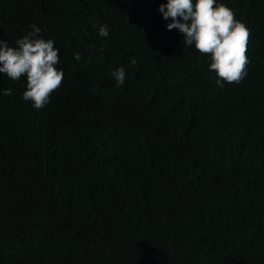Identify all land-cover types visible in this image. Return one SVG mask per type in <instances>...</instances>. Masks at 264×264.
Segmentation results:
<instances>
[{"label":"trees","instance_id":"obj_1","mask_svg":"<svg viewBox=\"0 0 264 264\" xmlns=\"http://www.w3.org/2000/svg\"><path fill=\"white\" fill-rule=\"evenodd\" d=\"M166 2L0 0V40L36 25L63 72L42 145L14 127L25 78L0 73V264H264V0H217L251 32L223 88Z\"/></svg>","mask_w":264,"mask_h":264},{"label":"clouds","instance_id":"obj_2","mask_svg":"<svg viewBox=\"0 0 264 264\" xmlns=\"http://www.w3.org/2000/svg\"><path fill=\"white\" fill-rule=\"evenodd\" d=\"M158 11L163 19L171 21L166 25L168 30H177L186 46H194L198 53L210 58L209 69L215 73L218 87L223 88L225 83L239 84L247 75L251 32L236 19L231 8L217 4V0H167L159 5ZM30 27L31 32L18 39L16 46L0 40V73L13 81L25 78L26 90L20 107H26L27 111L14 127L25 143L42 145L37 141L43 139L44 133L54 137L57 130L45 120L43 113L52 104L49 102L52 93L63 83V72L56 67L59 51L54 41L42 38L36 25ZM98 34L107 37L108 27L100 25ZM74 58L79 61L81 57L74 53ZM131 64L135 66L137 61L132 59ZM111 76L121 86L125 83L126 70L118 67ZM3 95L10 96L11 89L4 90ZM3 120H9L5 111L0 113V121Z\"/></svg>","mask_w":264,"mask_h":264}]
</instances>
